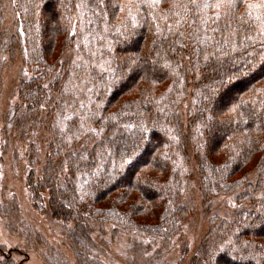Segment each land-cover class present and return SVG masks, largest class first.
<instances>
[{
  "label": "trees",
  "instance_id": "obj_1",
  "mask_svg": "<svg viewBox=\"0 0 264 264\" xmlns=\"http://www.w3.org/2000/svg\"><path fill=\"white\" fill-rule=\"evenodd\" d=\"M17 59L15 140L32 161L46 137L29 202L63 224L74 264H104L91 236L106 224L168 247L187 154L203 200L234 201L188 264H264V0H0V90ZM0 217L37 247L14 194ZM152 243L133 240L130 262L166 264ZM17 249L0 246V264ZM42 256L71 264L49 241Z\"/></svg>",
  "mask_w": 264,
  "mask_h": 264
},
{
  "label": "rangeland",
  "instance_id": "obj_2",
  "mask_svg": "<svg viewBox=\"0 0 264 264\" xmlns=\"http://www.w3.org/2000/svg\"><path fill=\"white\" fill-rule=\"evenodd\" d=\"M72 32L76 30L74 25ZM19 69V60L9 64L1 75L0 90V203L4 196L8 197L14 194L19 202L24 220L30 227L35 228L40 234L41 239L37 243V247L27 248L25 243L17 236L10 234L4 227L0 217V246H4L6 250L10 248H18L16 253L10 256L15 264H46L43 255L46 241L56 247L71 264H74V254L69 248L67 236L64 235L63 224H51L46 216L36 213L30 205L28 191L25 185V179L28 171L34 163H42L46 155V143L44 135L38 134L35 145V159L29 161V152L27 151L28 141H16L11 119L14 117L13 107L17 103V72ZM189 151V150H188ZM188 164L184 165V169L188 175L190 182L189 190L185 193L183 200L187 204L188 212L181 224L180 233L170 240L169 246L161 247L159 242L152 243L154 239L148 237H140L134 234L117 232L113 225L106 224L105 232H96L92 234L91 239L95 242L101 240L100 253L101 261L104 264H132L129 260L131 256L128 248L133 240L142 244L152 243L149 254L155 252L153 260L158 262L156 257L157 250L161 254V259L166 264H188L198 251L202 238L204 237L208 216L211 213L225 212L229 208L234 207L232 196H224L214 198V201L205 202L200 195L198 180L196 178V168L192 157H188ZM190 159V160H189ZM36 168L39 169V164ZM48 194L47 189L44 190ZM209 203V204H208ZM129 211V209H126ZM72 229V228H71ZM112 230L115 231L112 233ZM101 234V235H100ZM39 246V248H38ZM159 248V249H157ZM1 259V256H0ZM159 264V263H158Z\"/></svg>",
  "mask_w": 264,
  "mask_h": 264
}]
</instances>
